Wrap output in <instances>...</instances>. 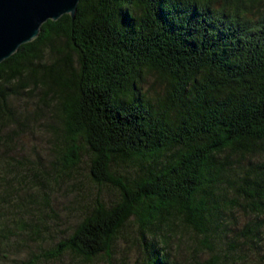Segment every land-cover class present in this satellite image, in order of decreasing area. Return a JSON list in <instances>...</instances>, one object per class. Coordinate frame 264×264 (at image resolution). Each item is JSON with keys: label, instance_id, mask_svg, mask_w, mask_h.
<instances>
[{"label": "trees", "instance_id": "trees-1", "mask_svg": "<svg viewBox=\"0 0 264 264\" xmlns=\"http://www.w3.org/2000/svg\"><path fill=\"white\" fill-rule=\"evenodd\" d=\"M24 93L30 112L13 103ZM31 115L59 140L61 171L86 150L90 180L118 195L97 200L46 258L109 256L132 217L139 264H177L178 228L210 251L196 260L193 249L189 264H264V0H78L73 18L46 20L0 61L5 141ZM0 199L21 200L6 188ZM232 207L255 218L239 234L248 252H213Z\"/></svg>", "mask_w": 264, "mask_h": 264}, {"label": "rangeland", "instance_id": "rangeland-1", "mask_svg": "<svg viewBox=\"0 0 264 264\" xmlns=\"http://www.w3.org/2000/svg\"><path fill=\"white\" fill-rule=\"evenodd\" d=\"M151 81L148 77L145 87L153 88L154 83ZM13 103L17 110L30 112L33 109L30 94L27 93L14 99ZM41 121L39 115L29 116L23 131L17 136L10 135L8 141L2 135L5 130L0 131V176L4 177L5 185H8L5 188L9 196L21 199L18 204L12 200L7 206L0 199V215L7 217L3 219L0 216V264H21L27 259L34 261V264H139L144 247L138 245L137 224L132 217L116 234L109 256L101 255L88 261L68 251L57 258L48 259L44 256L58 240L72 231L97 200L108 206L118 195L114 188L90 180L86 150H82L80 161L74 169L61 171L55 154L59 140L48 135V129L40 125ZM260 156H263L261 161L264 159L262 151ZM114 168L118 172L139 170L135 164L124 163ZM5 188L0 187V192L5 191ZM3 198L6 199V196ZM225 216L227 227L211 237L213 252L226 251L229 245L239 249L236 255L248 252L247 243L241 240L239 234L247 220L254 221L255 218L238 207L226 211ZM178 231L181 243L176 262L189 264L188 255L195 249L198 236L189 229L178 228ZM195 250L196 260L210 255L208 249Z\"/></svg>", "mask_w": 264, "mask_h": 264}, {"label": "water", "instance_id": "water-1", "mask_svg": "<svg viewBox=\"0 0 264 264\" xmlns=\"http://www.w3.org/2000/svg\"><path fill=\"white\" fill-rule=\"evenodd\" d=\"M78 0H0V61L33 39L46 20L74 17Z\"/></svg>", "mask_w": 264, "mask_h": 264}]
</instances>
